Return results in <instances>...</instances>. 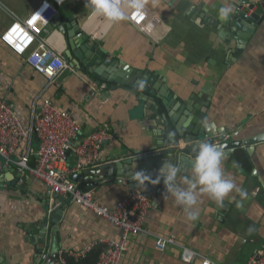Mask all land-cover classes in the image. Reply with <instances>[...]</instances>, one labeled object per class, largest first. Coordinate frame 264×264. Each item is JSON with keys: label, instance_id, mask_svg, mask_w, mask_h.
I'll return each instance as SVG.
<instances>
[{"label": "crops", "instance_id": "1", "mask_svg": "<svg viewBox=\"0 0 264 264\" xmlns=\"http://www.w3.org/2000/svg\"><path fill=\"white\" fill-rule=\"evenodd\" d=\"M0 2L25 19L39 0ZM86 3L87 0H66L45 36L55 31L51 42L63 48L67 63V37L59 27L65 31L75 28L77 38L88 37L92 43L103 45L107 59L119 60L129 70L154 74L155 80L148 87H157L154 96L132 94L123 88L100 89L70 68L55 85H48L27 62L28 54L15 55L0 41V100L13 107L24 128L29 125L32 99L40 96L39 101L47 99L56 109L72 115L81 127L79 138L100 127L112 134L111 141L101 147L99 161L77 173L112 160L155 153L152 149L161 142L164 122L154 106L161 109L163 101H170L169 112L164 110V114L184 119V113L189 112L186 106L197 116V127L208 133L225 131L232 141L264 134V20L243 50L237 49L232 40L226 43L229 27L223 23L233 17L238 5H243L247 15H264V0H143L160 20L155 22L153 33L146 25L135 27L126 19L110 23L104 16H93ZM250 5L254 6L252 11L246 9ZM224 6L234 10L227 20L219 17V9ZM153 20L149 16L147 23ZM10 23L11 18L0 11V35ZM90 84L96 89L93 97L86 95ZM159 88L165 97L158 96ZM29 145L33 155L27 164L34 167V138L30 143L21 141L14 157L21 158ZM75 160L67 154L66 161L71 166ZM7 167L0 158V181L4 178L0 184V264H63L60 251L82 253L89 245L119 236L117 227L68 200L58 231L52 233L54 224L41 230L44 205L51 204L52 195L27 171H18L11 165L15 173L25 176L21 181L4 172ZM155 167L160 169L154 160H149L135 162L126 170ZM190 170L185 167L180 176L188 175ZM223 171L247 196L241 197L234 190L222 204H217L207 194H201L195 221H189L183 206L166 196L162 181L141 186L139 190L149 197L152 208L144 219V231L127 238L121 264H186L180 259L181 246L215 264H247L250 256L264 247V142L255 146L252 156H247L243 148L226 155ZM97 185L92 192L107 207L131 190L125 180L121 185ZM37 231L44 232L45 241ZM168 237H173L176 245H166L158 251L155 241ZM51 243L57 245L49 251Z\"/></svg>", "mask_w": 264, "mask_h": 264}, {"label": "built area", "instance_id": "2", "mask_svg": "<svg viewBox=\"0 0 264 264\" xmlns=\"http://www.w3.org/2000/svg\"><path fill=\"white\" fill-rule=\"evenodd\" d=\"M64 2L66 0H39L38 5L25 19L19 18L0 2V11L11 18L10 25L0 35V41L15 55L28 54L27 62L36 73L47 80L48 85H55L61 74L69 69L62 56L63 48L51 42L55 31L52 30V33L45 36L52 29L51 24L58 15V8ZM143 5L139 13L125 9L126 20L135 27L142 28L146 25L147 30L153 33L157 28L155 22L160 23V20L144 3ZM248 8L249 6H246V9ZM242 9L243 5H238L236 11L240 13ZM149 16L154 20L147 23ZM87 87L86 95L93 97L96 89L91 84ZM39 99L40 96L32 99L27 128L23 127L13 107L0 100V158L6 165L16 166L18 171H27L43 183L49 195H59L117 227L120 230L117 238L98 242L103 248L96 264H121L127 238L144 231V219L152 208V202L144 192L130 190L112 207H107L97 200L92 191L78 190L69 176L96 164L101 147L111 141L112 134L105 127H100L87 137L79 138L81 127L70 113L56 109L47 99ZM33 138L37 141L36 162L34 167H29L28 157L33 155L30 145L21 158L14 156L21 141L30 143ZM67 154L74 156L75 165L71 166L66 161ZM166 245H176L175 239L168 237L155 241L158 251H163ZM90 247L92 245L87 246L82 253L76 254L66 250L60 251V262L65 264L64 255L82 257ZM180 259L186 264H215L184 246L180 247ZM247 264H264V247L259 253L252 254Z\"/></svg>", "mask_w": 264, "mask_h": 264}, {"label": "water", "instance_id": "3", "mask_svg": "<svg viewBox=\"0 0 264 264\" xmlns=\"http://www.w3.org/2000/svg\"><path fill=\"white\" fill-rule=\"evenodd\" d=\"M253 8L254 6L250 5L247 10L250 11ZM263 20L264 15L260 16L257 13L247 15L246 11L235 12L231 19L223 22L225 26L229 27V32L227 33L229 38L226 43L232 40L237 44L235 46L237 49L243 50ZM59 31L64 37H67L65 42L66 52L64 54L69 68L75 73L84 76L94 86L111 90L123 88L132 94L141 92L146 97L147 95H155L154 92L157 91V87L148 88L155 80L154 74L152 75L146 70H129L119 60L107 59V52L102 48L103 45L92 43L88 37L77 38L75 28L65 31L59 27ZM158 92L159 97H165L162 89L159 88ZM141 100L146 101L148 98L142 97ZM160 105L161 109L159 108L160 106L153 105L164 122V128L160 134L161 142L157 143L156 147L152 149V151L156 150L154 151L155 153L135 155L121 161L112 160L98 168L83 170L80 173L75 172L69 176V179L77 184L76 188L78 190L92 191L98 187V182H101L104 186L121 185L125 180L131 190L140 191L141 186L131 178L133 173L143 171L153 179H156L159 175V169L155 167L151 170H126V167L135 162L154 160V163L161 167L165 161H169L182 171L185 167L191 168L190 162L194 158L193 149L199 142L217 145L223 149L226 155H232L234 150L243 148L247 156H252L255 146L264 142V134L245 141H232L230 135L225 131L208 133L201 126L197 127V116L186 106L184 108L189 112L187 114L184 113V119H179L168 113L164 114L165 111L169 112L170 101L166 103L163 101ZM153 106L150 108L152 109ZM4 172L9 173L11 176H17L21 181H25V176H21L20 172L15 173L11 166L7 167ZM3 180L4 178L0 181V184H3ZM51 199V204L47 202L44 205L45 215L40 221V227L41 230L45 231L48 225L54 224L56 226L52 228V233H54L58 231V225L68 204L59 195H52ZM36 234H39L41 240L45 241L44 232L39 233L37 231ZM52 239L54 241V236ZM55 245L51 243L48 250L52 251Z\"/></svg>", "mask_w": 264, "mask_h": 264}, {"label": "clouds", "instance_id": "4", "mask_svg": "<svg viewBox=\"0 0 264 264\" xmlns=\"http://www.w3.org/2000/svg\"><path fill=\"white\" fill-rule=\"evenodd\" d=\"M86 6L91 7L93 16H104L113 23L127 18L125 9L139 13L144 5L143 0H87ZM233 11L231 6L221 7L220 19L227 20ZM193 151L194 158L190 162L191 170L188 175L181 177V169L165 161L156 179L143 171L133 173L131 178L140 186L146 183L158 184L162 181L166 196L170 195L178 205L183 206L189 221H195L199 216L197 205L201 194H207L217 204H222L234 190L241 197L247 196L243 188H238L234 180L225 175L223 161L226 154L222 148L207 142H199Z\"/></svg>", "mask_w": 264, "mask_h": 264}, {"label": "trees", "instance_id": "5", "mask_svg": "<svg viewBox=\"0 0 264 264\" xmlns=\"http://www.w3.org/2000/svg\"><path fill=\"white\" fill-rule=\"evenodd\" d=\"M103 248L102 244L94 243L92 247L82 257L75 258L64 255L63 258L67 264H96L98 256Z\"/></svg>", "mask_w": 264, "mask_h": 264}]
</instances>
